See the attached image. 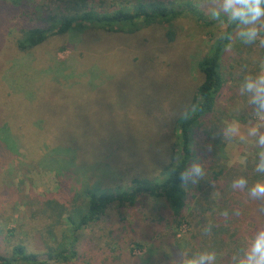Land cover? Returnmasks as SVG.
I'll return each mask as SVG.
<instances>
[{
	"label": "rangeland",
	"instance_id": "1",
	"mask_svg": "<svg viewBox=\"0 0 264 264\" xmlns=\"http://www.w3.org/2000/svg\"><path fill=\"white\" fill-rule=\"evenodd\" d=\"M200 2L208 9L206 0ZM58 6L59 0H33L32 5L0 13V126L7 127L12 138L20 135L18 129L27 130L22 143L31 145L24 152L16 146L19 157L13 155L6 162L0 157V226L7 231L20 229L22 240L40 230L39 223L30 221L29 204L44 194H62L56 175L44 170L41 161L46 155L57 158L59 164L53 166L57 170H74L71 175L86 176L111 190L128 189L134 178H154L169 164L176 150L178 122L189 111L200 82L197 62L208 53L212 38L224 30L222 25L207 27L185 17L135 33L76 28L26 53L10 47L11 36L28 21L25 9L56 15ZM240 41L234 37L226 62L246 66L244 76L258 75L264 70V47L258 39L250 51L240 53ZM241 84L237 78L230 82L216 116L217 134L223 139L221 161L232 172L243 171L257 146L238 137L224 138L221 129L232 121H239L242 130L250 121L264 125L253 114L249 97L241 95ZM37 128L43 130L39 142L31 133ZM198 145L205 143L199 140ZM40 147L45 156L40 157ZM168 214L164 201L148 198L132 208L113 206L102 222L84 232V250L102 257L103 247L101 261H105L108 247L114 244L111 232L116 233L121 223L127 227V234L122 232L124 244L156 242L165 226L158 219ZM121 216L125 222L119 220ZM28 242L32 249L42 250L37 236ZM124 251L128 255V249ZM85 255L87 263L90 254Z\"/></svg>",
	"mask_w": 264,
	"mask_h": 264
},
{
	"label": "trees",
	"instance_id": "2",
	"mask_svg": "<svg viewBox=\"0 0 264 264\" xmlns=\"http://www.w3.org/2000/svg\"><path fill=\"white\" fill-rule=\"evenodd\" d=\"M32 2L0 0V13L3 14L1 10L5 8L10 11L32 5ZM207 10L200 0H59L56 15L25 9L28 21L17 28L9 42L17 53L29 52L49 38L66 35L76 28L135 33L154 24L168 26L190 17L207 27L222 25L224 30L212 38L208 53L197 62L200 82L189 111L178 122L176 150L169 164L154 178H134L128 189L111 190L90 182L86 176L78 178L75 172L71 175L74 170L70 173L57 170L53 167L59 164L57 158L47 156L45 149L40 147V157L46 155L44 160L47 164L41 161L44 170L56 175L61 197H58V192L44 194L36 199L34 205L32 202L29 204L32 210L30 221L39 223L40 230L36 236L42 250L30 247L28 240L33 241L36 236L25 238V242V239L18 238L20 229L7 231L0 226V264H107L108 261L110 264H183L189 256L204 250L216 252V264H233L234 257L243 255L248 240L264 227V201L249 197L247 188L234 190L231 184L243 176L250 188L256 181L264 180V174L255 171L260 151L258 146L254 156L247 158L243 171L232 172L233 168H227L221 161L223 156L219 144L223 145V139L217 134L220 119L216 116L221 108L218 104L230 82L237 78L242 83L243 74L247 71L246 66L228 65L226 62L229 45L230 48L234 45L237 26L228 22L226 14L221 13V19L216 20ZM221 33L231 34L232 39H220ZM240 43V53L245 49L251 50V44ZM3 127L0 126V157L6 162L13 155L19 157L16 146L24 152L31 145L25 147L22 143V134L27 130L18 129L20 135L15 134L12 138L8 136L7 127ZM31 133L39 142L37 136H41L43 130L37 128ZM199 140L205 143L204 147L198 145ZM196 157L204 165L205 177L195 184L197 187L182 186L179 172ZM1 185L0 190L3 188ZM208 195L210 201L207 200ZM142 198L164 201L169 212L158 219L165 226L163 232H153L159 236L156 242L145 245L129 241L124 244L122 232L127 234V227L121 223L123 227H117L116 233L111 232L114 244L108 247L109 253L104 259L107 262L101 261L103 247L100 248L102 257L84 250V232L102 222L111 207L132 208ZM225 210L229 213L227 218L221 215ZM235 211L240 214L234 215ZM119 220L125 222L122 216ZM209 223L212 225L211 234L204 235L203 227ZM136 228L137 224H134L131 231ZM104 244L109 245L108 242ZM123 248L128 249V255ZM143 249L145 252L140 256L133 255ZM86 252L91 259L87 263Z\"/></svg>",
	"mask_w": 264,
	"mask_h": 264
},
{
	"label": "clouds",
	"instance_id": "3",
	"mask_svg": "<svg viewBox=\"0 0 264 264\" xmlns=\"http://www.w3.org/2000/svg\"><path fill=\"white\" fill-rule=\"evenodd\" d=\"M208 11L212 18L221 19V13L226 14L228 22L237 26L235 36L245 44H252L259 39V45L264 47V0H206ZM209 5H213L209 7ZM223 23V21H221ZM220 39H232V35L221 33ZM229 45V50H230ZM241 95L249 97V104L253 108V114L259 119L264 120V70L258 75H247L240 85ZM264 125L249 122L242 130L239 121H232L225 124L221 129V135L224 138L232 139L238 137L240 141L254 143L260 148L257 156L255 171L264 174V131L261 128ZM252 138V139H249ZM205 177L204 165L200 158L191 162L185 169L179 172V180L182 186L189 184H198ZM234 190L248 189V195L252 199L264 201V180L256 181L250 188L248 180L241 176L232 181ZM234 215H239L235 211ZM225 218L229 213L227 210L221 213ZM212 225L209 223L203 227V234H211ZM217 254L214 250H204L198 255H191L183 264H216ZM233 264H264V227L259 228L255 234L248 240L247 247L243 255L233 258Z\"/></svg>",
	"mask_w": 264,
	"mask_h": 264
}]
</instances>
